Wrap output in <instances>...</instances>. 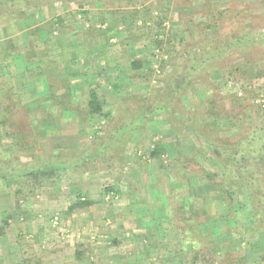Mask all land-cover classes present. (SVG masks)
I'll list each match as a JSON object with an SVG mask.
<instances>
[{"label":"rangeland","instance_id":"rangeland-1","mask_svg":"<svg viewBox=\"0 0 264 264\" xmlns=\"http://www.w3.org/2000/svg\"><path fill=\"white\" fill-rule=\"evenodd\" d=\"M64 3L57 1L50 5L51 11L57 15L62 13L71 15L65 26L67 29L54 31V36L58 39L73 34L76 40L74 43L70 42L72 40L67 41L66 49L70 55H66L65 58L62 57L64 48L60 46L50 51L52 63H57L54 68L56 74H53L51 81L53 80V83L57 81L61 86H69L73 90L82 91L84 95L81 94L83 102L81 107L86 106L85 91L92 86L99 87L100 93L107 98L108 104L104 108L109 112L116 109V106H121V101L127 95L138 97L136 95L162 94L166 89V82L163 78L180 64V61L181 64L184 63L183 58L188 48L196 49L199 53L200 47L206 42L223 44L227 38L232 40L235 36L243 37L247 34L251 38L233 48L226 56L211 58L207 64L210 68L204 67L196 83L174 100L175 110L173 111L182 115L184 120L188 118L189 124L180 125L167 115L145 122L142 131L127 144L126 158H122L123 177L115 169L112 174L107 170L102 171L106 169V165L99 163L96 165L95 172L73 174L61 172L54 187L37 188L33 198L36 203L44 201L45 198L50 199L48 196L54 195L56 191L60 192V188H64L61 193L68 192L76 183L79 185L78 191L86 187L89 189L77 192L73 200L67 199V212L64 217L60 214L47 213L46 222L51 225V232L57 230L61 241H65V238L68 247H76L75 253L83 250L88 255L90 259H83L82 264H92L91 262L94 264H160L162 262L171 264L170 261L176 264L179 258L184 264H226L225 255L219 252L220 248L225 249L228 246L233 251L235 260L227 264H264V235L252 237L251 249L238 248L237 242L231 244L229 236L220 235L216 223H219L222 217L229 215L228 204L223 196H215L210 201L211 206L208 213H211L214 218L211 221L212 228L209 232L216 233L212 237L214 245L199 246L203 250V255H201L207 260L191 263L190 254L183 253L181 249L180 241L184 235L174 237L175 234L170 232L171 230L166 229V232H163L158 229V226H153L151 228L153 239H145L149 227L147 222L154 217L155 198L160 197L159 200L162 203H167L168 198L176 194L184 199L190 195L204 199L209 192L215 194V185L204 181V174L201 171H216L221 174L220 169L225 166L214 155L208 144L198 140L191 128L193 122L190 121V119L197 120L202 113H205L212 99L209 91L212 90L214 94L212 100L216 102V109L223 111L222 119L228 118L225 122L219 121V125L226 124L229 128H234L233 131H214L207 127V134L209 133L211 137L216 136L214 139L217 141L232 145L242 139L246 133L254 130V124L256 128L259 123L264 122V0H110L109 6L84 0ZM147 7H152L153 17L158 20L163 18L161 27L158 28L153 22L151 26H141V18L136 19L132 16L135 10L140 9L145 12ZM43 9L47 17L44 20L37 16ZM3 11H6V8ZM34 11V19H41L39 23L51 17L47 7ZM30 12L32 11L28 13ZM21 20L25 22L27 18L16 21L19 30H22L18 25ZM127 27H130V33L127 32ZM3 31L4 24L0 25V38L3 36ZM24 38L22 37L20 43L25 41ZM133 39L137 40V43H132ZM83 40L86 41V48L81 47ZM155 40L162 41V45L160 47L155 45ZM41 43L37 46L38 49L43 48ZM103 45H108L106 48L110 47L114 50L115 59L107 57L109 60L107 62L103 58L105 55L99 56V63H97L98 61L91 60L93 55L90 56L91 62L89 61L88 64L90 67L88 71H85V76H89L88 84H78L72 87L71 85L77 82L73 80L74 78H70L71 73H75V69H81V63L77 59L79 51L89 54L91 48L97 46L101 49ZM86 49L90 50L87 52ZM139 59L143 62L142 70L133 66V62ZM246 60L254 62L263 76L249 79L244 77L240 71L235 70L241 62ZM15 63L16 61H14V67L9 69L13 74L11 86L17 89L18 95L11 108L12 112H10L15 121L10 129L12 131L17 129L16 132L22 137V145L14 144L13 146L12 139L3 138L4 149H11L13 153L21 157L22 162L30 163L34 156L49 149L92 144L96 140L97 130H101L99 136L104 135L109 119L104 118L97 121L94 119L90 122L83 120L84 115L78 114L76 108L78 104L71 97L73 96L71 93L65 94L62 98L70 100L66 105L61 107L62 103L58 101L59 105L53 110V113L57 112L59 117L52 116L51 113L46 114L45 108L48 107L47 104L52 98L49 96V101H47L46 96H42L45 86L42 87L38 81L33 79L32 87L35 93H32L27 82L23 83L25 72L17 71ZM72 65L73 68H69ZM106 69L110 72L109 74L113 72L109 79L104 76ZM3 71L6 72L8 69L0 64V72ZM231 72H233L232 76L229 74ZM5 76H0V88L3 86V78L7 79ZM44 78L47 77L44 76L43 80ZM115 86L119 89L115 90ZM36 93L41 94V98L37 99ZM73 97L76 99L75 95ZM161 97L162 95H158V98ZM52 102L56 101L52 99ZM139 103L135 100L130 107L134 109ZM5 105L6 100L3 98L2 101L0 97V113H5ZM193 105L197 106V114H194ZM245 110L247 113L244 112ZM242 113L245 117H242L244 116ZM122 114L125 118L128 116L124 110ZM61 116L65 120L63 124L58 121ZM241 118L246 120L245 125L243 124L236 131ZM47 127H53L52 129L59 131V134H43L41 129ZM198 128L203 130L200 126ZM159 147L163 148L161 157H151V152ZM163 166L166 172L163 171ZM184 177H187L188 181L184 180ZM118 183L117 193L107 192L108 187H113ZM79 195L92 201L93 204L83 211L69 214L70 205ZM43 196H45L44 199H42ZM65 196L69 198V194L65 193ZM2 199L6 200L5 203L13 205L6 211L16 207L10 194L2 191L0 192V212L5 209L2 208ZM241 199L239 202L243 208L241 217L248 226L253 211L246 190ZM27 200L29 201L30 198ZM127 203H130L131 208L129 214L125 208ZM94 209L93 215L88 213ZM55 216L62 222L63 229L58 230L52 226L51 217L54 219ZM3 221L0 217V222L3 223ZM205 230L208 231L206 228ZM63 235L66 236L62 238ZM1 237L5 235L0 234ZM116 241L119 243L114 244ZM149 241H157L158 245L155 250L154 248L152 250ZM2 247H8V244ZM46 249L49 253L50 249L47 244ZM0 250L2 251V248ZM71 263L77 264L76 260L71 262L70 259L66 264Z\"/></svg>","mask_w":264,"mask_h":264},{"label":"trees","instance_id":"trees-1","mask_svg":"<svg viewBox=\"0 0 264 264\" xmlns=\"http://www.w3.org/2000/svg\"><path fill=\"white\" fill-rule=\"evenodd\" d=\"M57 1L67 3L77 0H0V25L4 24V37L0 38V64H3L4 68L8 69L6 72H0V76L6 75L5 77L7 78H3L2 88H4V90L0 88V97L2 101L3 98L6 100L5 113H0V192L6 191L10 194L18 211L22 210V204L25 205L28 198L35 197L34 195L37 188L45 186L54 187L58 181L59 173L61 172L70 174L77 172L92 173L96 171V165L100 163L106 165V169H100V171L107 170L112 174L113 169H115L120 173V176L123 177L124 172L121 170L122 158L125 157L127 144L137 133L142 131L145 122L156 117L167 115L176 123L179 122L180 125L185 126L189 124L188 118L184 120L182 115H178L173 111L175 110L174 100L178 99V96L183 91H186L192 84L196 83L204 67L207 66V68H210V65L207 64L211 58H219L223 55L226 56L233 48L240 46L242 42L251 38V36L247 34L243 37L239 35L235 36L232 40L227 38L225 39L226 41H222L223 44L218 42H206L200 47L199 53L196 49L188 48L186 55H184L185 58H183L184 63L181 64L180 61V64L175 66V68L168 72L163 78L166 82V89L162 94L157 93L152 96L150 94L136 95L138 97L127 95L124 97V100L121 101V106H116V109L114 108V110L109 112L104 108L105 105L108 104L107 98L100 93L99 87L92 86L85 91L87 97L86 106L81 107L83 104L81 100L82 91L73 90L69 88V86H61L57 81L55 82L57 84L53 83V80L51 81V78L54 77L53 74H56L53 70L57 63H52L50 51L60 46L54 36V31L67 29L65 26L67 20L71 16L70 13L57 15L51 11L52 7L50 5ZM84 1H90L93 4L100 2L107 6H109L108 2H110V0ZM44 7H47V9L49 8L50 19L40 22L34 29L26 33L29 38V43L24 41L20 43L22 37L26 35L18 29L16 21L21 18L30 17L31 14L28 13L29 10L32 11ZM4 8H6V11H3ZM153 13L152 7H147L145 12H142L140 9L135 10L132 16L136 19L141 18V26L148 27L151 26L153 22L157 24L159 28L163 25L164 20L163 18L160 20L156 19V17H153ZM72 14H75V12H72ZM128 31L130 33V27H127V32ZM136 41L137 40L133 39L132 43L135 44L137 43ZM39 43L43 44L42 49L37 48ZM162 43V41L155 40V45L159 47ZM27 47H29V49H27ZM106 47H108V45H105V48ZM90 52L92 55L94 53L98 54V57L105 55V51L100 50L96 46L91 48ZM20 54L26 57L29 64H36L23 73V78L25 80L23 83L25 84V82H29L30 79H35L42 87L45 86L44 90H42V96L45 95L47 101H49V96L56 101L52 102L51 99L48 102V107L45 108L46 114L51 113L52 116L59 117L57 112L53 113V110L59 105V102L60 104L62 103L61 107L66 105L70 100H63L62 98L65 94L71 93L73 96H76V99L73 96L71 97L78 104V107H76L78 114L82 113L84 115L83 120L90 122V120L94 119L95 121L104 118L109 119V123L104 130V135L102 137L99 136L101 130H97L95 132L96 140L92 144H82L79 147L62 146L49 149L37 155L38 157L34 156L30 163L22 162L21 157L13 153L11 149H4L2 143L3 138L12 139L13 146L14 144H21L22 142L21 135L19 136V133L16 132L17 129L15 131L10 129L11 126L15 124L10 112H12L11 108L18 95L16 93L17 89L11 86L13 74L9 69L14 67V56ZM66 55H70V53H63L62 57L65 58L67 57ZM142 65L143 62H141L140 59L133 62V66L139 70L143 69ZM69 68H73V65ZM235 70L240 71L244 77L249 79L263 76V73L257 68V65L250 60L241 62ZM78 74L79 73H71L72 77L70 78H74L78 76ZM229 74L232 76L233 72ZM44 76L47 78L43 80ZM118 89L119 88L115 86V90ZM34 91H32V93H35ZM209 92L213 99L214 94L212 90ZM35 95L37 99H39V97L41 98V94L36 93ZM158 95H162V97L158 98ZM212 99L210 104L207 105L205 113H202L197 120L190 119V121L192 120L193 122L191 128L195 132L198 140L208 144L212 148L214 155L219 158L225 166V168L220 169L222 171L221 174L216 171L212 172L199 168L204 174L203 180L215 185V194L209 192L204 199L195 198V196L191 195L187 199H184V197H179V195L176 194L177 196H170L167 203H162L161 200H159L160 197L155 198L154 217L147 222L149 227L147 228L148 233L145 236V239H153L151 230L153 226H158V229H161L163 232H166V229L171 230L170 232L175 234L174 237L176 235H184L180 241V245L183 253H187V255L190 254L191 263L207 260L205 259L206 257L202 256L203 250H201L199 246L210 247L214 245L212 237L216 233L209 232L212 228L211 221L214 216L212 217L211 213L208 212L211 206V198L213 199L215 196H223L228 204L229 215H227V217H222V220L216 224L220 231V235L229 236L231 244L237 242L238 248L251 249L252 237L254 235H264V122L259 123L256 128L254 124V130L246 133L242 139L232 145L219 142L217 139H214L216 136H212V138L209 133L207 134L209 128H212L214 131H233L232 129L234 128H229L226 124L219 125V121L225 122L228 118L222 119L223 111L216 109V102ZM135 100L140 103L133 109L130 105ZM195 103L198 105V101ZM196 105H193L194 114L198 113ZM123 110L128 114L126 118L123 117ZM244 112H246V110ZM242 117H245V114ZM58 121H60V124H63L65 120L61 116ZM245 122L246 120L241 118L235 130L237 131L240 126L243 124L245 125ZM198 126L203 130H200ZM52 128H43L41 132L50 135L59 134V131ZM162 152V147L155 148L151 152V157L160 158ZM162 169L166 172L164 166ZM170 178L175 179L171 176ZM184 178V180H187V177ZM184 180L183 182H185ZM118 181L120 182L119 179ZM114 186L108 187L106 189L107 192L113 191V193H117L119 183ZM245 190L248 192L253 211L248 226L245 225L241 217L243 208L239 203L241 197L244 196ZM22 198H24V200H22ZM173 199L175 200L170 203ZM92 204V201L79 195L70 205L68 213L72 214L83 211ZM206 213H208V216H206ZM9 219V216L3 219V226L0 228L1 235H4V230L9 225ZM205 228L208 231H206ZM149 242V244L152 245V250L153 248L155 250L158 245L157 241ZM118 243L117 241L114 242V244ZM228 247L225 249L220 248L219 252V254L225 255L227 259L226 264L232 263L235 260L233 251ZM83 259L90 258L83 250L77 251L75 253L76 263L82 264ZM177 260L176 264H184L181 258ZM170 262L175 263L173 261ZM91 263L94 264V262ZM160 264L168 263L162 262Z\"/></svg>","mask_w":264,"mask_h":264},{"label":"crops","instance_id":"crops-1","mask_svg":"<svg viewBox=\"0 0 264 264\" xmlns=\"http://www.w3.org/2000/svg\"><path fill=\"white\" fill-rule=\"evenodd\" d=\"M45 13L46 11L43 9L40 15L37 16L38 17L40 16L42 20H44V18L47 19V17H45L46 16ZM30 14L31 16L28 17L25 22L22 20L18 22V25L22 29L21 31L25 33V35L30 30L34 29L41 20V19L39 20L34 19L35 18L34 10H32ZM2 37H4V33ZM23 38L25 40L24 42L29 43L28 35L23 36ZM56 40L58 44L62 48H64L63 53H67V49H66L67 41L72 40L70 42L74 43V41L76 40V36L70 34V35H66L65 37H60ZM77 43L79 44L78 40ZM81 47L86 48L85 40L82 41ZM89 50L90 49H88V51ZM100 50L105 51L106 57L105 56L103 57L105 58V61L107 62L109 61L107 60V57L108 59L109 58L112 60L115 59V56L113 55L114 50H112L110 47L105 48V46L103 45ZM81 51H83V49H81ZM79 53L80 54L78 55L77 59L81 63L79 64L81 69L84 70V72H82L81 69L78 70L75 69V73H79V74L78 76L74 77L73 80H75V82L77 83H75V85H71L72 87L78 84H82V85L88 84L87 81L89 82V76H85L86 75L85 71H88V68L90 67L88 66V64L90 61L89 57L92 56V53L88 54L80 51ZM92 59L98 61L99 60L98 54L94 53L91 60ZM14 61H16L15 64L17 71L19 70L21 73L28 71L31 67L36 65V64L34 65L29 64L28 61L26 60V57L22 54L14 56ZM97 63H99V61ZM108 69H106V72H104L105 73L104 76L107 79H109L113 75V72L109 74L110 72L108 71ZM32 84H34L33 79H31L30 82H27V86L30 87L29 90H31V92L34 91ZM77 184L78 183H76V185H73L69 189L68 191L69 193L68 192L61 193V191H63L64 188H60V192L56 191L54 195L50 194V196H48L50 197V199H47L45 198V196H43L42 199L45 198V200L41 202L38 201L36 203L33 198H30L29 201L28 200L26 201L25 205L22 204L21 211L20 210L18 211L16 207H14L10 211H6L7 209L10 208V206L13 205H11L10 203H5L6 200L2 199V203H1L2 208L5 209L2 210V212H0V217L3 220L9 216L10 219L8 220L9 225L5 229V233H4L5 237L0 238V246L2 248V251L0 250V264H66L69 259L71 262L75 261L74 254L76 251V247L75 246L68 247L67 245L68 242L65 238H64L65 241H61L60 239L61 236L59 235V233H57V230H55L53 233L51 232L52 227L49 223L46 222V215L47 213L48 214L53 213V215L60 214V216L64 217V215L67 212V206H66L67 199L73 200L75 196L78 194L77 192L80 191V189L78 191L79 185ZM81 190L82 191L80 192L89 189L88 187H86L85 189L81 188ZM65 193L69 194V198L66 197L67 195L65 196ZM84 194H87V192H84ZM93 197L95 198V196ZM127 204L128 205H126L125 208L127 210V213L129 214L131 213V208L129 205L130 203ZM94 211L95 209L90 210L88 213H92L91 215H93ZM51 218H52L51 223H53L52 226H54L58 230L63 229L62 222L59 220L57 216H55L54 219L53 217ZM2 226L3 223L0 222V228ZM65 236L66 235H63L62 238ZM4 244L5 245L8 244V247L3 248L2 246H4ZM46 244L50 249L49 253L46 249ZM51 246H53V248Z\"/></svg>","mask_w":264,"mask_h":264}]
</instances>
